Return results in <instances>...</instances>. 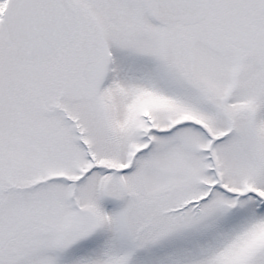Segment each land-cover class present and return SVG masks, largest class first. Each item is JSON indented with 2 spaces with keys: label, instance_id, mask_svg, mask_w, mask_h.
<instances>
[{
  "label": "snow or ice",
  "instance_id": "snow-or-ice-1",
  "mask_svg": "<svg viewBox=\"0 0 264 264\" xmlns=\"http://www.w3.org/2000/svg\"><path fill=\"white\" fill-rule=\"evenodd\" d=\"M0 264H264V0H0Z\"/></svg>",
  "mask_w": 264,
  "mask_h": 264
}]
</instances>
